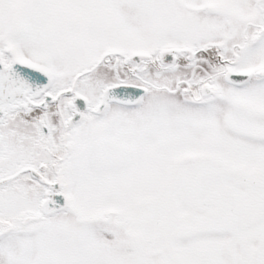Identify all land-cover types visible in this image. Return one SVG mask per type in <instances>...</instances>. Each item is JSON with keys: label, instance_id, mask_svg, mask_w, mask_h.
I'll return each instance as SVG.
<instances>
[{"label": "snow or ice", "instance_id": "6c2138e0", "mask_svg": "<svg viewBox=\"0 0 264 264\" xmlns=\"http://www.w3.org/2000/svg\"><path fill=\"white\" fill-rule=\"evenodd\" d=\"M0 264H264V0H0Z\"/></svg>", "mask_w": 264, "mask_h": 264}]
</instances>
